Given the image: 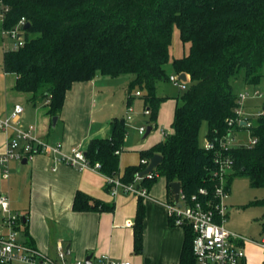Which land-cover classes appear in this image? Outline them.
I'll list each match as a JSON object with an SVG mask.
<instances>
[{
	"label": "trees",
	"instance_id": "trees-1",
	"mask_svg": "<svg viewBox=\"0 0 264 264\" xmlns=\"http://www.w3.org/2000/svg\"><path fill=\"white\" fill-rule=\"evenodd\" d=\"M2 2L9 7L3 29L11 30L22 18L30 25L22 28V46L4 52V72L15 75V90L30 94L31 103L43 104L51 118L59 116L74 83L91 81L97 75L128 77L127 100L140 92L139 98L150 111L147 123L151 125L159 104L168 98L159 97L157 91L160 85L170 82V65L174 75L184 73L189 81L185 89L177 88L180 92L175 97L173 133L141 152V160L160 155L162 162L153 174L164 177L168 187L179 182L186 198L198 194L199 189L211 194L218 164L215 150H205L199 144L202 124L206 125L205 138L216 147L226 141L228 134L248 130L256 139L254 145L221 149L233 163L227 190L235 176L248 177L252 188H264V102L258 115L248 116V129L236 122L228 125V120L236 118L237 97L243 93L238 90L240 86L255 87L264 78V0ZM174 29L188 50L171 60L169 47ZM238 81L240 84L235 85ZM126 132L125 120L114 118L109 124L110 136L92 139L86 147L88 160L99 163V172L106 177L119 173L116 152L121 151ZM145 168L140 162L126 167L118 177L122 183L131 184ZM156 178L144 177L139 186L149 188ZM253 204L264 207V199ZM112 209V205L81 193L76 194L73 204L77 212ZM143 218L139 198L133 225L135 254L142 248ZM23 221L21 218L25 226ZM183 232L179 264H193V235L188 229ZM23 233L30 243L26 228Z\"/></svg>",
	"mask_w": 264,
	"mask_h": 264
},
{
	"label": "crops",
	"instance_id": "crops-1",
	"mask_svg": "<svg viewBox=\"0 0 264 264\" xmlns=\"http://www.w3.org/2000/svg\"><path fill=\"white\" fill-rule=\"evenodd\" d=\"M175 34H178L177 31ZM181 46L182 49L175 55L169 50L171 60L186 54L188 46ZM5 51L0 52V117L9 115L14 105H21L23 113L19 124L33 126L34 134L41 139L51 143L61 142L65 152L77 144L86 148L92 139L108 138L110 121L123 118L127 132L118 155L119 173L116 176L120 177L126 167L140 163L141 152L160 143L166 134L173 133L171 124L177 95L166 94L164 87L170 84L177 88L170 82L158 88V96L168 98L159 104L157 118L149 125L143 115V100L140 103L127 100L130 78L98 75L91 81L72 85L52 128V118L43 104L31 103L30 94L15 90L16 76L4 72ZM167 71L169 75H174L170 65ZM188 81L186 75V83ZM245 111L254 115L247 108ZM141 127H151V131L140 135L138 129ZM6 141V133L0 131V153L5 151ZM147 189L148 196L142 198V248L139 254H135L133 225L139 197L124 193L112 196L106 176L99 171L76 170L56 164L46 156H37L25 164L11 161L7 178L0 170V194L8 198L10 211L24 219L25 226L21 224L17 230L18 239L52 259L56 257V246L62 245L65 252L68 248L66 255L70 262L85 260L88 256L108 255L116 261H129L131 264H179L184 232L170 224L165 209V203L170 202L174 195L162 176L157 177ZM77 193L112 205L113 209L108 212L74 211ZM0 220L1 234L5 233L1 215ZM24 228L30 243L24 236ZM249 245H245L247 257L251 252ZM256 247L262 253L259 245ZM247 261L248 258L244 263L248 264ZM10 264L27 263L15 261ZM258 264H263V253Z\"/></svg>",
	"mask_w": 264,
	"mask_h": 264
},
{
	"label": "built area",
	"instance_id": "built-area-1",
	"mask_svg": "<svg viewBox=\"0 0 264 264\" xmlns=\"http://www.w3.org/2000/svg\"><path fill=\"white\" fill-rule=\"evenodd\" d=\"M8 11L9 7L0 0V25H2ZM25 24V20L22 18L11 30L0 27V37H9L14 44L13 50L23 44L21 38L23 37L22 28ZM169 80L174 87L180 90L185 89L186 82L181 81L177 75H170ZM135 96L139 97L140 92L137 91ZM261 96L258 91L240 93L237 97V106L234 109L235 121L228 120V125L236 122L248 129L250 127L248 116L250 115L245 111L246 101L250 97L260 98ZM22 113L23 107L16 104L9 115L0 117V131L5 132L7 135L5 151L0 153V170L4 178L8 176V164L11 161L22 162L25 160L28 162L37 156H46L56 164H64L76 170L99 171L100 164H92L88 160L86 148L83 145L77 144L65 152L61 142L51 143L41 139L34 134L33 126L23 127L20 125L18 120ZM149 114L150 111L144 108L143 115L148 117ZM146 131V127L138 129L140 135L145 134ZM245 132L248 140L242 145L247 147L254 145L256 139L250 136L248 130ZM236 133L238 132L228 134L226 141L218 143V147L213 141L206 138L201 144V147L205 150H215V160L218 164V169L213 176L211 194L207 189H199L198 194L186 198L180 190L177 202L173 198L170 202L165 203L170 224L183 230L188 229L193 235V264H245V245L251 242L229 231L225 226L226 205L224 199L228 191L227 178L233 173V163L230 157L222 155L221 149L232 147V142L238 136ZM119 153V151L116 152V154ZM140 162L145 164L146 167L149 164V161L146 160ZM144 177L152 179L156 178V175L153 172L142 177L136 175L131 184L122 183L117 176L106 177V183L112 196L124 193L145 198L148 196V189L139 186ZM0 210L2 225L5 229V233L0 234V264H10L15 261L27 264H85V260L68 261L62 245L56 246V257L52 259L31 245L21 242L18 239L17 232L21 225V217L10 211L8 198L1 194ZM259 247L263 253L264 264V238L261 240ZM89 262L90 264H131L129 261H116L108 255L91 256Z\"/></svg>",
	"mask_w": 264,
	"mask_h": 264
},
{
	"label": "rangeland",
	"instance_id": "rangeland-1",
	"mask_svg": "<svg viewBox=\"0 0 264 264\" xmlns=\"http://www.w3.org/2000/svg\"><path fill=\"white\" fill-rule=\"evenodd\" d=\"M1 27V25H0ZM177 29H174L172 35V42L169 47L171 54L175 55L177 51L182 49L181 42L179 40L178 34H175ZM178 33V31H177ZM23 37L21 41H23ZM14 44L9 37H0V52L2 50H12ZM126 77H121L123 79ZM121 81V80H118ZM241 81H238L235 85H239ZM236 86V90H237ZM240 92H253L258 91L262 96L260 98H248L246 101L247 111L254 115H258L261 112V106L264 102V78L255 87L250 86H240L238 89ZM166 94L178 95L177 89H174L170 84L164 87ZM132 92V95H134ZM132 101L134 103H140L142 98L133 96ZM250 115V114H249ZM252 115H250L251 117ZM206 125L203 123L199 131V144L201 145L205 138ZM235 141L232 142V147L240 146L247 142L248 136L244 131L236 133ZM264 199V188H252L250 186L249 178L246 176H235L229 186L227 191V196L224 199L226 205V228L236 233L248 241H250V251L248 264H258L262 253L258 250L256 245L261 244V240L264 238V230L262 229V224L264 223V207L260 205L253 204L255 201H261ZM1 215V213H0ZM1 222V220H0ZM253 245V246H252ZM248 246V247H249Z\"/></svg>",
	"mask_w": 264,
	"mask_h": 264
},
{
	"label": "water",
	"instance_id": "water-1",
	"mask_svg": "<svg viewBox=\"0 0 264 264\" xmlns=\"http://www.w3.org/2000/svg\"><path fill=\"white\" fill-rule=\"evenodd\" d=\"M30 25L29 23H27L24 27V29L28 28ZM178 78L183 81L186 82V75L184 73L180 74L178 76ZM57 122V117H52L51 119V126L52 128L55 127ZM151 131V127L147 128L146 134H149V132ZM162 162V157L160 155H154L150 160H149V164L147 165V167L138 174L139 177H142L144 175L150 174L152 173ZM23 164L27 163L25 160L22 161ZM169 187L171 189V193L174 195V199L175 202L178 201V197H179V192H180V183L179 182H173L169 184ZM66 252H68V248L66 249ZM91 256H88L85 258V264H90L89 260H90Z\"/></svg>",
	"mask_w": 264,
	"mask_h": 264
}]
</instances>
